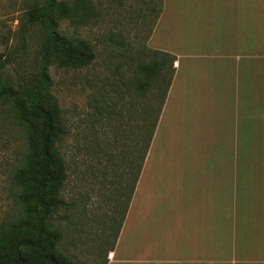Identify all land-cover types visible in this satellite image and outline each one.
Segmentation results:
<instances>
[{
	"label": "crops",
	"instance_id": "0c3cea01",
	"mask_svg": "<svg viewBox=\"0 0 264 264\" xmlns=\"http://www.w3.org/2000/svg\"><path fill=\"white\" fill-rule=\"evenodd\" d=\"M148 44L175 73L106 264H264V0H163Z\"/></svg>",
	"mask_w": 264,
	"mask_h": 264
},
{
	"label": "rangeland",
	"instance_id": "374dc122",
	"mask_svg": "<svg viewBox=\"0 0 264 264\" xmlns=\"http://www.w3.org/2000/svg\"><path fill=\"white\" fill-rule=\"evenodd\" d=\"M68 1L80 6L62 18L55 9L57 29L74 40L86 39L96 57L82 67L48 62L52 91L67 123L61 151L68 178L66 203L45 224L59 230L58 250L71 264H106L114 255L144 155L143 107L158 91L151 79L142 84L145 73L139 63L143 55L151 58L148 39L163 0ZM45 4L46 0H0V55L6 61L0 79L39 76L50 25L44 16L41 22L31 15ZM165 72L160 94L153 96L150 133L172 75L170 64ZM23 133L0 105V224L13 216L16 205L13 169Z\"/></svg>",
	"mask_w": 264,
	"mask_h": 264
},
{
	"label": "trees",
	"instance_id": "16d2710c",
	"mask_svg": "<svg viewBox=\"0 0 264 264\" xmlns=\"http://www.w3.org/2000/svg\"><path fill=\"white\" fill-rule=\"evenodd\" d=\"M79 6L78 3L74 5V2L68 0H46L42 11L37 10L31 15L41 22L44 16L50 25L44 47L45 59L39 76L18 81L0 79V105L8 109L12 121L24 131L25 136L13 169L16 191L13 216L0 224V264H71L70 259L58 250L59 230L53 225L45 224V219L49 220L66 203L63 191L68 178L67 163L61 151V142L68 134L67 123L52 91L48 62L53 61L66 67H82L95 59V50L86 39L74 40L57 29L55 9H58V13L61 12L59 16L62 18L71 15ZM159 14L160 12L157 18ZM150 49V60L143 55L139 63L140 70L145 73L142 84H150L152 80L157 83L155 88L158 91L148 98L142 111L140 143L145 149L135 186L175 73L173 65L176 57L173 54L151 47ZM167 64L171 65L172 75L150 133L154 115L153 99L160 94L159 88L166 79ZM5 67L6 61L0 55V72Z\"/></svg>",
	"mask_w": 264,
	"mask_h": 264
}]
</instances>
